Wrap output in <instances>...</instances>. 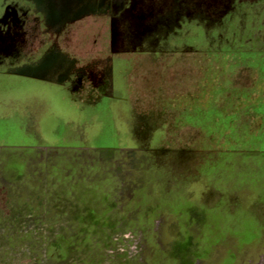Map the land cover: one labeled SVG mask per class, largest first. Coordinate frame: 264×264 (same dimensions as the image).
Returning <instances> with one entry per match:
<instances>
[{"label": "rangeland", "instance_id": "374dc122", "mask_svg": "<svg viewBox=\"0 0 264 264\" xmlns=\"http://www.w3.org/2000/svg\"><path fill=\"white\" fill-rule=\"evenodd\" d=\"M110 1L0 0V264H264V0ZM65 44L112 95L34 77Z\"/></svg>", "mask_w": 264, "mask_h": 264}, {"label": "crops", "instance_id": "0c3cea01", "mask_svg": "<svg viewBox=\"0 0 264 264\" xmlns=\"http://www.w3.org/2000/svg\"><path fill=\"white\" fill-rule=\"evenodd\" d=\"M110 6H111V1L105 0L103 7L91 8V9L99 10L101 12L106 13L110 10L109 9ZM112 23L113 26H112L111 45L112 47L116 48L122 45V43L125 44V42H123L120 39L119 30L115 29V25H116L115 21H113ZM130 42L131 40L127 39L126 45L129 44ZM65 51L67 52L65 56L48 57L46 58V60L41 61L43 62V65H40L38 69L43 71V73H38L37 75H34V77L48 81H54L61 85H64L67 91H69L70 97L73 100H77L75 97H73V95H75L80 90H83L85 72L88 67H91L101 75L102 80L107 81V83L109 82L106 93H101L100 96L112 95L114 93L113 91H114L115 63L113 57L115 55L109 56L105 61L99 59L98 60L93 59L91 61L85 62L83 60L84 56H82L81 54H73L71 50H68L66 44H65ZM257 52L260 53L259 51ZM262 57L263 56H261L260 58V56H258V60H257L258 63L260 62L264 63V57L263 58Z\"/></svg>", "mask_w": 264, "mask_h": 264}, {"label": "flooded vegetation", "instance_id": "af4514ba", "mask_svg": "<svg viewBox=\"0 0 264 264\" xmlns=\"http://www.w3.org/2000/svg\"><path fill=\"white\" fill-rule=\"evenodd\" d=\"M26 24L27 19H24L16 8H12L11 5L5 7L3 14L0 16V56L5 55V58L24 50L23 37L28 33L24 31ZM54 43L57 48H61L56 40H54ZM65 54H67L66 51H64ZM23 55L17 54V59H20Z\"/></svg>", "mask_w": 264, "mask_h": 264}, {"label": "trees", "instance_id": "16d2710c", "mask_svg": "<svg viewBox=\"0 0 264 264\" xmlns=\"http://www.w3.org/2000/svg\"><path fill=\"white\" fill-rule=\"evenodd\" d=\"M256 110H257V106H256ZM237 113V112H236ZM234 115H236V114H234ZM254 141V140H253Z\"/></svg>", "mask_w": 264, "mask_h": 264}]
</instances>
